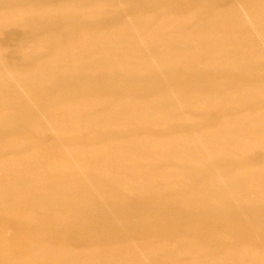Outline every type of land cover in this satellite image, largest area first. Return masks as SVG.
Instances as JSON below:
<instances>
[{"label":"bare ground","instance_id":"bare-ground-1","mask_svg":"<svg viewBox=\"0 0 264 264\" xmlns=\"http://www.w3.org/2000/svg\"><path fill=\"white\" fill-rule=\"evenodd\" d=\"M1 33L0 264H264V0H0Z\"/></svg>","mask_w":264,"mask_h":264},{"label":"rangeland","instance_id":"rangeland-1","mask_svg":"<svg viewBox=\"0 0 264 264\" xmlns=\"http://www.w3.org/2000/svg\"><path fill=\"white\" fill-rule=\"evenodd\" d=\"M110 15H111L110 12H108L109 19H110ZM9 31H11L12 34L14 35H17L20 33L18 30L14 29L13 27L10 28V26L6 27L3 30V33H8ZM3 33H1L0 35V56L4 58L3 63L19 65V63L21 62L22 56H24V52H23L24 50L20 48L17 44H14L9 38L5 37V35H2ZM145 128L142 126L141 127L142 131L148 132V130H144ZM151 131H154V133H156L157 128H153V130Z\"/></svg>","mask_w":264,"mask_h":264}]
</instances>
